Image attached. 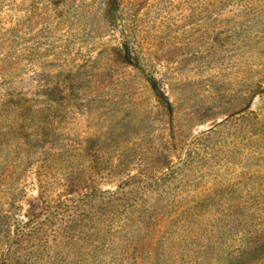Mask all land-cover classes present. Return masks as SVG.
I'll list each match as a JSON object with an SVG mask.
<instances>
[{
    "label": "rangeland",
    "instance_id": "rangeland-1",
    "mask_svg": "<svg viewBox=\"0 0 264 264\" xmlns=\"http://www.w3.org/2000/svg\"><path fill=\"white\" fill-rule=\"evenodd\" d=\"M0 264H264V0H0Z\"/></svg>",
    "mask_w": 264,
    "mask_h": 264
},
{
    "label": "trees",
    "instance_id": "trees-1",
    "mask_svg": "<svg viewBox=\"0 0 264 264\" xmlns=\"http://www.w3.org/2000/svg\"><path fill=\"white\" fill-rule=\"evenodd\" d=\"M122 195H123V196H126V194H125V193H122Z\"/></svg>",
    "mask_w": 264,
    "mask_h": 264
}]
</instances>
